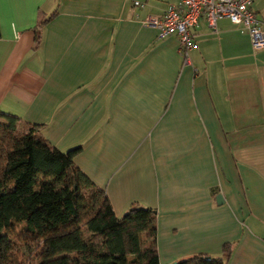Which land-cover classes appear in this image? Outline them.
Masks as SVG:
<instances>
[{"label":"crops","instance_id":"1","mask_svg":"<svg viewBox=\"0 0 264 264\" xmlns=\"http://www.w3.org/2000/svg\"><path fill=\"white\" fill-rule=\"evenodd\" d=\"M177 3L0 0V110L78 147L117 216L151 208L160 264H264V49L200 15L184 55L143 23Z\"/></svg>","mask_w":264,"mask_h":264},{"label":"trees","instance_id":"2","mask_svg":"<svg viewBox=\"0 0 264 264\" xmlns=\"http://www.w3.org/2000/svg\"><path fill=\"white\" fill-rule=\"evenodd\" d=\"M37 132L38 124L20 126L0 110V264H160L154 211L133 204L117 216L74 163L79 148L60 150ZM176 264L225 258L198 254Z\"/></svg>","mask_w":264,"mask_h":264},{"label":"built area","instance_id":"3","mask_svg":"<svg viewBox=\"0 0 264 264\" xmlns=\"http://www.w3.org/2000/svg\"><path fill=\"white\" fill-rule=\"evenodd\" d=\"M253 0H178L177 5L168 6L162 15H151L143 23L157 28V36L165 37L172 32L178 36V50L185 53L193 46L190 28L203 15L206 23L216 31V21L226 17L240 24L248 33L254 50L264 49V30L261 21L251 7ZM134 1V4H138Z\"/></svg>","mask_w":264,"mask_h":264},{"label":"rangeland","instance_id":"4","mask_svg":"<svg viewBox=\"0 0 264 264\" xmlns=\"http://www.w3.org/2000/svg\"><path fill=\"white\" fill-rule=\"evenodd\" d=\"M27 264H35V262L33 260H29V262H27Z\"/></svg>","mask_w":264,"mask_h":264},{"label":"water","instance_id":"5","mask_svg":"<svg viewBox=\"0 0 264 264\" xmlns=\"http://www.w3.org/2000/svg\"><path fill=\"white\" fill-rule=\"evenodd\" d=\"M171 264H176V262H173V263H171Z\"/></svg>","mask_w":264,"mask_h":264}]
</instances>
